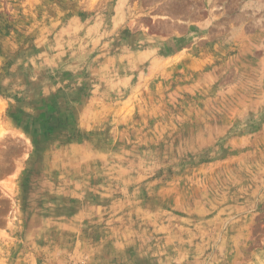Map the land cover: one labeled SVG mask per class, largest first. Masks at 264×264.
I'll return each mask as SVG.
<instances>
[{
  "label": "rangeland",
  "instance_id": "1",
  "mask_svg": "<svg viewBox=\"0 0 264 264\" xmlns=\"http://www.w3.org/2000/svg\"><path fill=\"white\" fill-rule=\"evenodd\" d=\"M0 264H264V0H0Z\"/></svg>",
  "mask_w": 264,
  "mask_h": 264
},
{
  "label": "crops",
  "instance_id": "2",
  "mask_svg": "<svg viewBox=\"0 0 264 264\" xmlns=\"http://www.w3.org/2000/svg\"><path fill=\"white\" fill-rule=\"evenodd\" d=\"M232 22L233 21L225 20V41L229 42L230 45L233 41L242 43L244 38L246 39L247 37V32L244 31V25L239 24L233 27L231 24ZM237 37L239 38L237 39ZM241 48L242 47H239V49Z\"/></svg>",
  "mask_w": 264,
  "mask_h": 264
}]
</instances>
